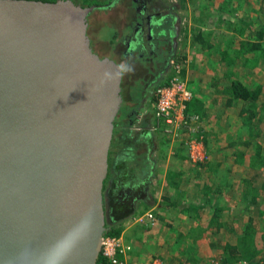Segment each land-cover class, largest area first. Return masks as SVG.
<instances>
[{"label":"crops","instance_id":"0c3cea01","mask_svg":"<svg viewBox=\"0 0 264 264\" xmlns=\"http://www.w3.org/2000/svg\"><path fill=\"white\" fill-rule=\"evenodd\" d=\"M233 1L236 0H96L92 3L97 5L87 16L92 47L122 67L123 100L114 119L106 176L109 180L104 181V207L106 210L105 188L109 187L108 199L112 200L111 192L118 194V198L113 197L114 207L127 206L126 217L146 208L154 218L130 225L120 220L112 225L131 244L127 255L131 264H221L219 258L226 242L233 238L228 236L240 235L245 227L237 225L226 231L225 225L219 232H213L212 227L206 230L208 225H205L200 226L198 235L197 215H201L203 207H209L208 197L214 194L216 186L225 189L224 195L216 198L223 202L231 184L251 182L257 177L264 182V161L260 160L264 155V113L263 108L255 107L263 81L248 80L247 65L242 59H239L240 67L232 66L231 50H226L225 37L220 38L227 30L221 25L230 23L234 17L245 30L256 27L243 13L247 15L249 9L255 8L258 17L259 4L258 0L251 5L248 0H239L236 8ZM247 31L238 37L252 40ZM232 34V31L226 34L228 43ZM183 58L186 61L181 75L193 91L187 109L198 116L199 131L194 136L207 152V157L200 161L192 160L184 131L171 136L154 126L153 89L173 73L171 60ZM235 79L243 84L261 83L252 102L233 92ZM249 106L257 111L255 116L249 115ZM231 122L243 124L240 132H232L233 136L228 133L234 126ZM221 135L222 139L224 135L229 137L223 145L232 147L231 157L225 154L212 157L213 148L207 139L213 142ZM222 143L214 145V151ZM127 187L135 191L128 193V197L122 196L127 194ZM252 225L257 233L263 230V224ZM189 248L197 249L199 256L189 251L185 255L184 250ZM215 249L221 250L217 259L211 258V250ZM204 255L210 259L201 260Z\"/></svg>","mask_w":264,"mask_h":264},{"label":"water","instance_id":"95a60500","mask_svg":"<svg viewBox=\"0 0 264 264\" xmlns=\"http://www.w3.org/2000/svg\"><path fill=\"white\" fill-rule=\"evenodd\" d=\"M95 7L0 0V264L98 258L123 98L121 65L87 33Z\"/></svg>","mask_w":264,"mask_h":264},{"label":"trees","instance_id":"16d2710c","mask_svg":"<svg viewBox=\"0 0 264 264\" xmlns=\"http://www.w3.org/2000/svg\"><path fill=\"white\" fill-rule=\"evenodd\" d=\"M75 1V0H73ZM93 1L96 0H86L84 4L89 5L92 4ZM257 0H248L249 5L251 3L255 2ZM76 2V1H75ZM82 4V5H84ZM264 4V0H259V6L258 10L262 7ZM252 16V15H251ZM252 19H257V26L253 29L249 30L250 34L252 35L251 39H240L236 33H242L245 31V27L243 24L236 27V32L232 34L230 37V47L233 45V48L235 50H238L240 52L243 51V54H248L247 58L243 62L246 65H249V61L252 56L254 60V65H260L264 63V18H258L256 16H252ZM165 83V82H164ZM261 88V83L257 85L256 82L249 83V84H243L240 80H232V90L238 93L240 96L246 97L248 103L252 102L255 95L259 93L258 88ZM248 113L250 116H255V112H257L254 108H249ZM250 109V110H249ZM240 156H243V154H240ZM109 157H110V150H109ZM262 162L264 161V155L260 159ZM229 188L233 189V185H229ZM264 188V186H262ZM214 194H211L208 197L209 207L203 209L207 212V215H204V218H197V233L200 235V232L202 230V226L205 227V225H208L206 230L211 228L210 231L216 230V232H219L223 226L226 227L227 230H233L237 225H244V230L240 235L233 234L232 240H229L226 242V248L222 252L221 258V264H258L260 260H264V250H259L257 244L255 243V234L256 229L252 225L251 218L249 215L247 216L248 219L244 220L243 215L240 213L241 211H237L239 213H236L235 215L231 216L230 219H224L223 212L226 214V212L232 208L230 203H227L226 201L220 202L216 200L217 197L223 196L225 189L222 186H216L214 188ZM263 193V192H262ZM228 194V193H227ZM261 192L257 193L256 191L250 192L245 188L241 192V196L245 198L244 201H247L248 205L255 206L258 203V200L260 198H263L260 196ZM235 198L236 195L234 194ZM228 198V196H227ZM261 210L264 211V204L261 206ZM232 213V212H231ZM258 213V211H257ZM252 217V216H251ZM200 219V220H199ZM201 226V227H200ZM261 229H264V223L261 226ZM209 231V232H210ZM120 232V229L118 227H110L107 230V233L111 234H118ZM258 251V252H257ZM206 255H204L205 257ZM202 258L201 260H209L210 258L207 256L205 258ZM244 261V262H243Z\"/></svg>","mask_w":264,"mask_h":264},{"label":"built area","instance_id":"2783aa9c","mask_svg":"<svg viewBox=\"0 0 264 264\" xmlns=\"http://www.w3.org/2000/svg\"><path fill=\"white\" fill-rule=\"evenodd\" d=\"M185 61L184 58L172 59L173 73L165 83L158 84L153 90L154 126L171 136H177L184 131L187 134L186 143L192 160L200 161L207 157V152L201 141L194 136V133L199 131L198 116L187 109V102L191 99L193 91L181 75ZM132 219L136 222L144 219L154 220L150 210L133 216ZM130 249L131 244L126 242L121 234L106 231L102 235L95 264H131L127 258ZM258 264H264V260H260Z\"/></svg>","mask_w":264,"mask_h":264},{"label":"rangeland","instance_id":"374dc122","mask_svg":"<svg viewBox=\"0 0 264 264\" xmlns=\"http://www.w3.org/2000/svg\"><path fill=\"white\" fill-rule=\"evenodd\" d=\"M75 1L78 2V3H80V4H84L86 2V0H75ZM233 2H236L237 3V5H236V8H237L238 7L239 0H236V1H233ZM241 2H244V1H241ZM257 3L259 4V0H258ZM84 5H86V4H84ZM251 9H249L250 13L247 12V15H246L245 12L243 13L244 16H245L244 18H251L250 19V24L251 25H256L257 22H258L257 19L256 20L252 19V16H255L254 13H255L256 10H255V8H251ZM258 11H260L259 12L260 14H258V18H261V17L264 18V4L262 5V7ZM150 12L152 13V10H150ZM259 15H262V16H259ZM234 16H236V15H234ZM238 22H239V19L237 17H234V18H231V22L230 23L221 25V26H224L227 30L220 37V38L225 37L226 42H227L226 50L227 49H229V51L231 50V53H230L231 59H232L231 65L232 66H235L236 65L235 67H240L238 63H241V62H239V61L241 59L242 60H245L247 58V56H248V55L245 56L244 54L242 55L241 54L242 52H240L238 50H235L233 48V45L230 48V44L228 43V35H226V34H230L231 31H232V33H235L236 32L235 30H237L236 27L238 26V24H237ZM240 22H241V20H240ZM250 24H249V26H250ZM249 28L246 29V30H248L246 35H248V37L251 38L252 35L250 34V31H249L250 29ZM236 34L238 35L239 33H236ZM240 35L244 36V34H242V33H240ZM217 42H222V44H223V41H217ZM221 47H222V45L219 46V48H221ZM249 58H251V60L249 61V65L246 66L247 67V70H248V76H247L248 77V80L249 79L250 80L251 79L252 80L253 79L254 80L255 79H261L263 81V88L260 91V95H259V103H257V106L255 105V107H258V109L259 108H263L262 109V112L264 113V63L263 64H260V65H254V60L255 59L252 56H250ZM240 123L241 122H237V123L236 122H231V125H234L233 127H230V129L228 131V133L231 136H233L232 132H240L242 130V125L243 124L242 123L240 124ZM248 124H250V123L248 122ZM262 129L264 130L263 127H262ZM222 135L221 136H217L216 137V140L213 141V142H212V140H210V138L207 139L209 141L210 147L213 148L214 154H212V157H214L215 154L218 155V156L219 155L220 156H223L225 154L227 157L228 156L231 157V155H232V150H233L232 147L231 146H228V145H223V144H227V140L229 139V137H225V135H224V138L222 139ZM219 143L220 144L222 143V145L224 147L221 145L220 148L218 147L217 150L214 151V145H218ZM218 146H220V145H218ZM219 149L224 150V152H219L218 151ZM107 179H108V177L106 178V182H107ZM257 179H258V177L257 178H252V181L251 182H240V183H237V185H233V189L232 188H229L228 189L229 192L227 194V196H228L227 203H230L232 205L231 206L232 208L229 210V212H226V214H224V212H223L224 219H230L231 216L235 215L236 213H239L237 211H241L240 213L243 215L244 220H247L248 219L247 216L249 215V217L251 218V222L252 223H255V224L259 225V226L264 223V216H260L259 215V212L257 214V211H261V214L264 215V211L261 210V206L264 204V188H262V186L264 185V182L262 181V178H260L258 180ZM248 180L249 179H247V181ZM106 187H107V185H106ZM108 188L109 187L105 188V193H106V206H107L106 207V210H105V223H106V226L107 227L108 226H112L113 224L119 222L120 220H121L120 222H124L125 225H128V224L130 225L132 223H142V222L144 223V221L146 219H144L143 221H140V222H136V221H134V219H132V217L133 216H136L138 214L144 213L145 210H146V208L139 209V210H137L136 213L131 214L129 217H126L125 216V213H126L125 208L127 206L120 207V208L119 207L118 208L117 207H114L113 197L118 198V194L113 195L112 192H111L110 195H111L112 200H109L108 199L109 198V195H107ZM129 188L130 187H127V189H129ZM245 188H247V190H249L250 192H253V191H256L257 193L261 192L260 196L263 197V198H260V200H258V203L255 206L248 205L247 204V201H244L245 198L241 196V192ZM146 190H147V188H146ZM127 191H130V192H127ZM127 191H126L127 194H123L122 196L128 197L129 196L128 193H132L135 190L133 188H131V189L127 190ZM234 194L236 195V198H235ZM132 204H133V202H132ZM203 210H207V209H203ZM203 210L202 209L200 210V211H202L201 212V215H197L199 218H204V215H207V212H204ZM120 214H121V216H120ZM263 230L260 233H257L256 232V234H255V241H256V244L258 245L257 246L258 247V251L264 249V231ZM228 237L229 238H232L233 235H229ZM188 251H189V254L190 253H194L196 256H199L198 253L196 252L197 249L195 250L194 248H191V249L189 248V250H184V254L186 252L188 253ZM220 252H221L220 249L219 250H216L215 249L213 251L211 250V258L213 257V258H216L217 259L218 256H220L219 255Z\"/></svg>","mask_w":264,"mask_h":264},{"label":"clouds","instance_id":"9594fccd","mask_svg":"<svg viewBox=\"0 0 264 264\" xmlns=\"http://www.w3.org/2000/svg\"><path fill=\"white\" fill-rule=\"evenodd\" d=\"M61 246H63V248L65 249V251L70 250V246H69L68 244L64 243V242L61 243ZM48 264H58V260L50 259V260L48 261Z\"/></svg>","mask_w":264,"mask_h":264}]
</instances>
